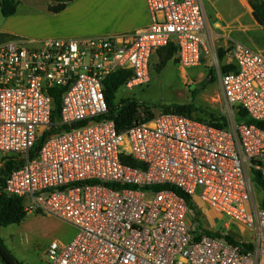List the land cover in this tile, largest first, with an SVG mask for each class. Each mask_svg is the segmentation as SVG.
I'll return each mask as SVG.
<instances>
[{
  "label": "built area",
  "instance_id": "1",
  "mask_svg": "<svg viewBox=\"0 0 264 264\" xmlns=\"http://www.w3.org/2000/svg\"><path fill=\"white\" fill-rule=\"evenodd\" d=\"M146 1L142 30L0 43V153L23 160L3 190L77 229L51 242L45 264H264V129L254 123L264 121V55L233 43L235 69L218 70L223 127L170 111L121 132L108 118L111 75L148 84L169 45L182 69L216 58L205 0ZM182 193L228 219L224 237L206 234L219 231L195 221Z\"/></svg>",
  "mask_w": 264,
  "mask_h": 264
},
{
  "label": "rangeland",
  "instance_id": "2",
  "mask_svg": "<svg viewBox=\"0 0 264 264\" xmlns=\"http://www.w3.org/2000/svg\"><path fill=\"white\" fill-rule=\"evenodd\" d=\"M247 9L253 0H245ZM207 8V2L205 0ZM246 13V11H243ZM250 17V15H249ZM3 17L0 9V22ZM255 22H243L249 29L248 32L240 33L245 38L242 40L253 49L264 47V33L253 30ZM256 38V44H251L246 39ZM225 43L220 41L216 48V58H207L199 67L182 69L177 60L173 59L167 65L158 70L160 57L157 53L152 59V79L148 84L136 85L132 88L122 87L116 94V104L125 100H135L139 104L140 116L146 118L147 112L159 115L170 112L178 106L192 105L193 117L206 121L221 119L224 116V102L221 96L218 70L227 64V57L220 61L218 51ZM213 93L212 98L207 100L208 94ZM0 153V170L4 159ZM2 179V178H1ZM259 189V187H258ZM198 210L202 213L201 222L204 226H215L216 231H225L222 225L228 222L226 217L220 218L217 213L207 205L196 202ZM231 230L245 237L241 231L232 226ZM77 234V229L54 217L37 212H28L26 219L18 225H10L0 228V235L14 256L23 264H45V252L51 242L61 241L69 243Z\"/></svg>",
  "mask_w": 264,
  "mask_h": 264
},
{
  "label": "crops",
  "instance_id": "3",
  "mask_svg": "<svg viewBox=\"0 0 264 264\" xmlns=\"http://www.w3.org/2000/svg\"><path fill=\"white\" fill-rule=\"evenodd\" d=\"M17 1L19 4L16 14L0 22V43L9 39L38 43L46 39L122 35L142 30L151 23L146 0H76L58 13L47 12L45 8L51 2L45 3V0ZM206 2L205 9L215 54L220 41L225 43L222 48L229 51L235 42L247 45L242 42L245 37L240 35L249 31L243 22H255L253 30L264 33V28L254 17L252 5L247 9V1L206 0ZM246 39L251 44H256V38ZM256 50L264 55V47ZM226 57L229 63L231 61L229 52ZM206 96L209 100L213 93Z\"/></svg>",
  "mask_w": 264,
  "mask_h": 264
},
{
  "label": "trees",
  "instance_id": "4",
  "mask_svg": "<svg viewBox=\"0 0 264 264\" xmlns=\"http://www.w3.org/2000/svg\"><path fill=\"white\" fill-rule=\"evenodd\" d=\"M76 0H45V3L51 2L45 10L49 13H58L64 10L67 5ZM17 0H0V9L4 18L11 17L16 14L18 8ZM252 7L254 10V17L258 24L264 28V0H253ZM229 49L220 48L218 51V58L220 61L225 60ZM160 57V64L158 66V70L163 69L167 63L173 59L176 60V48L173 45H169L167 47L162 48L158 51ZM235 69L234 65H223L221 67V73H228ZM131 71H119L115 74L111 75L106 83L105 95L109 105V114L108 118L114 120L116 127L119 131H124L127 128H130L135 121L140 118L139 113V104L135 100H125L122 101L119 105L116 104V94L117 92L125 86L128 79L131 77ZM60 90L55 88L51 90V94L54 98V113L52 117V122L54 124H58L60 122V112H61V98H60ZM173 112H177L183 115H188L193 117L194 107L192 105H184L178 106L172 109ZM147 117L145 120H150L155 115L147 112ZM241 117H245V113H240ZM199 120H203L198 118ZM224 121V118L209 120L208 122L217 127H223L221 121ZM205 121V120H203ZM260 128L264 129V121L263 122H254ZM57 131V128L53 126V128L46 134L49 136ZM38 149V148H36ZM131 165H136L135 163L128 161ZM23 165V160L16 159L15 156L6 157L4 159V164L2 169L0 170V228L8 227L10 225H18L21 224L27 217L28 211L25 207V202L20 198L9 197L3 190V186L6 178L15 170ZM2 178V179H1ZM189 207L194 213L195 221L198 224H202V213L198 210L196 203L192 200L191 197L181 194ZM206 234L213 237H224L220 232L213 233L205 231ZM227 240L232 243H235V240L230 236H225ZM0 264H23L20 262L12 253V251L8 248L5 243V240L0 235Z\"/></svg>",
  "mask_w": 264,
  "mask_h": 264
}]
</instances>
